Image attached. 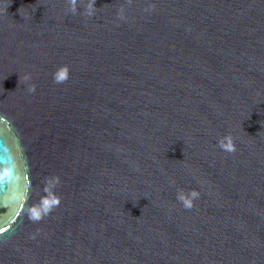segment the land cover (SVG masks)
Returning a JSON list of instances; mask_svg holds the SVG:
<instances>
[{
  "label": "water",
  "instance_id": "obj_1",
  "mask_svg": "<svg viewBox=\"0 0 264 264\" xmlns=\"http://www.w3.org/2000/svg\"><path fill=\"white\" fill-rule=\"evenodd\" d=\"M88 3L0 0V264H264V0Z\"/></svg>",
  "mask_w": 264,
  "mask_h": 264
},
{
  "label": "clouds",
  "instance_id": "obj_2",
  "mask_svg": "<svg viewBox=\"0 0 264 264\" xmlns=\"http://www.w3.org/2000/svg\"><path fill=\"white\" fill-rule=\"evenodd\" d=\"M69 3V11L72 13L77 12V3L78 0H68ZM94 0H89L88 8H87V15L91 16L94 14L93 8ZM70 69L67 66H60L56 69V71L52 74L53 80L55 83H63L69 77ZM29 91H35V85L29 86ZM219 147L221 150L225 152H233L235 151V144L233 137L229 134L225 137L221 138L218 141ZM199 197V192L196 190H191L189 192H185L183 190H178L176 194V199L183 205L185 208H192L194 206L193 202ZM38 219V217H35Z\"/></svg>",
  "mask_w": 264,
  "mask_h": 264
}]
</instances>
